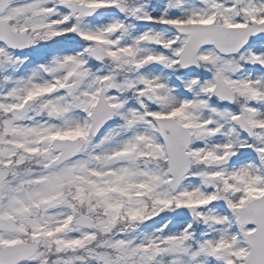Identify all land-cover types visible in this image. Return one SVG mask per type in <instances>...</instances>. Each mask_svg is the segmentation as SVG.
Returning a JSON list of instances; mask_svg holds the SVG:
<instances>
[{
	"label": "snow or ice",
	"instance_id": "1",
	"mask_svg": "<svg viewBox=\"0 0 264 264\" xmlns=\"http://www.w3.org/2000/svg\"><path fill=\"white\" fill-rule=\"evenodd\" d=\"M0 264H264V0H0Z\"/></svg>",
	"mask_w": 264,
	"mask_h": 264
}]
</instances>
